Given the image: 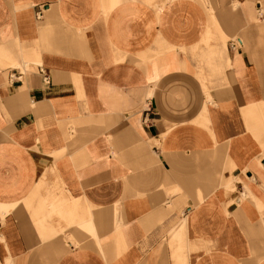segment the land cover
I'll return each mask as SVG.
<instances>
[{"label":"crops","instance_id":"0c3cea01","mask_svg":"<svg viewBox=\"0 0 264 264\" xmlns=\"http://www.w3.org/2000/svg\"><path fill=\"white\" fill-rule=\"evenodd\" d=\"M230 3L0 0V264H264V0Z\"/></svg>","mask_w":264,"mask_h":264},{"label":"rangeland","instance_id":"374dc122","mask_svg":"<svg viewBox=\"0 0 264 264\" xmlns=\"http://www.w3.org/2000/svg\"><path fill=\"white\" fill-rule=\"evenodd\" d=\"M199 1L202 4L207 2L208 4L212 5L214 7L216 14L219 16L221 14L228 15L227 19L229 20L230 23L231 22L236 23V21L238 20V15L236 14L237 12H236V10H232V5L230 3V0H199ZM205 7H206V5H205ZM224 9H226V10H224ZM227 9H229L230 11L227 12ZM210 15L213 16V13H211ZM211 18H213V17H211ZM235 35H240V34H235Z\"/></svg>","mask_w":264,"mask_h":264}]
</instances>
